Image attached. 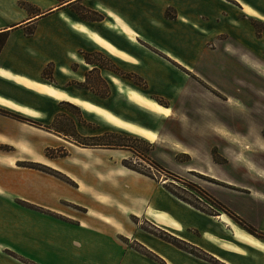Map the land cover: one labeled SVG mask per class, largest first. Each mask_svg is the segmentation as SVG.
I'll return each instance as SVG.
<instances>
[{"label": "rangeland", "instance_id": "rangeland-1", "mask_svg": "<svg viewBox=\"0 0 264 264\" xmlns=\"http://www.w3.org/2000/svg\"><path fill=\"white\" fill-rule=\"evenodd\" d=\"M30 2L0 0V26L12 25L25 15L37 13L52 0ZM250 3L255 14H244L250 24L242 25L239 31L244 36L251 33L253 39L259 38L253 48L244 47L235 35L226 32L218 36L216 43L205 44L199 62L193 66L176 62L156 64L165 77L151 79L103 49L76 50L73 33L69 29L51 28L58 21L50 22L52 16L44 17L39 36L28 46L11 42L1 53V64L35 77L37 82L59 87L69 96L90 101L118 117L124 126L72 101L67 104L63 102L67 100L0 76L1 96L37 112L31 116L0 104V180L9 176L15 179L9 165L64 179L51 167V161L63 159L65 165L77 160L94 164L97 152L80 151L109 148L115 150L117 160L155 178L199 214L217 216L225 212L237 225L247 231L248 227L255 229L256 234L249 232L264 239L259 226L264 220V0ZM83 16L89 20L103 17L94 11H84ZM37 28L38 25L25 27L20 38L34 35ZM76 29L81 30V26ZM147 66L154 69V63ZM171 68L178 73L174 75ZM130 91L170 108L171 114L159 113L130 98ZM139 129L157 133L156 140H148ZM109 142L117 144H102ZM134 221L144 230L193 254L195 257L187 254L193 258L225 264L204 249L208 246L230 260L239 256L246 263L259 260L264 264V252L235 240L227 224L226 229L220 227L221 221L220 226H215L218 237H229L243 253L222 251L215 244L210 246L207 239L199 237V231H194V238L204 247L179 242L171 233L173 230L147 219L134 218ZM131 245L158 260L137 243Z\"/></svg>", "mask_w": 264, "mask_h": 264}, {"label": "crops", "instance_id": "crops-1", "mask_svg": "<svg viewBox=\"0 0 264 264\" xmlns=\"http://www.w3.org/2000/svg\"><path fill=\"white\" fill-rule=\"evenodd\" d=\"M248 5L253 8L250 0H52L37 13L25 15L12 25L0 26V31H11L2 52L11 42L28 46L39 36L45 24L41 20L52 16L50 22L58 23L51 28L69 29L76 50L103 49L128 62L146 79L164 78L162 68L156 64L176 62L193 66L199 62L204 46L211 45V41L216 43L220 34L230 32L244 47L253 48L259 38L253 39L251 33L244 36L239 31L242 25L250 24L244 14H255L254 10L247 12ZM84 11H94L103 17L89 20L83 16ZM33 25H38L34 35L21 39L23 29ZM77 25L85 26L89 32L76 29ZM92 33L104 37L120 54L95 41ZM152 63L154 69L149 70L151 65H147ZM0 69L4 70L0 76L19 84L25 85L16 77L49 85L12 71L1 61ZM170 71L178 73L176 69ZM92 151L98 153L94 164L77 160L80 163L77 167V162L65 165L63 159L51 161V167L64 179L47 172L8 166L16 177L0 180V264H212L193 258V254L144 230L134 218L173 230L171 233L181 242L206 246L194 238V231H199V237L207 239L208 245L243 253L229 237H218L215 232V226L222 224L220 227L226 229L227 224L235 240L264 252V239L237 225L225 212L217 216L199 214L155 178L117 160L115 150L80 152ZM259 226L264 231V220ZM132 242L156 255L158 260L137 250ZM207 247L204 249L225 264H262L259 260L246 263L239 256L230 260Z\"/></svg>", "mask_w": 264, "mask_h": 264}, {"label": "bare ground", "instance_id": "bare-ground-1", "mask_svg": "<svg viewBox=\"0 0 264 264\" xmlns=\"http://www.w3.org/2000/svg\"><path fill=\"white\" fill-rule=\"evenodd\" d=\"M249 6V5H248ZM246 6V10L247 12H251L253 13V9L250 8V6L248 7ZM81 29L84 31H87L88 29L85 28V26H81ZM92 38L97 41L98 43L102 44L103 46H105L107 49L111 50L113 53L115 54H120V52L116 49V47H114L110 42H108L104 37H102L101 35L97 34V33H92ZM4 70L0 69V73L3 72ZM17 80L21 83H24L25 85H27L30 88H33L35 90H38L40 92H43L47 95H51L57 98H60L62 100H69L74 102L75 104L81 106L82 108L86 109V110H91V111H95L99 114H103L106 116V118L119 125V126H124V123H122V121L118 118L115 117L114 115H112L111 113L105 111L104 109L94 105L93 103H91L88 100H83L82 98L79 97H72L69 96L68 94H66L64 91L59 90L55 87L49 86V85H45V84H39V83H35V82H31L29 80L23 79L21 77H16ZM141 95V94H140ZM139 94H135V93H131L129 94L130 98H133L137 101H141L144 102L146 105L150 106L153 110L158 111L159 113H163L167 116H169L171 114V109L168 107H164L161 104H159L158 102L155 101H148V100H144ZM0 104H4L7 106H11L13 108H16L20 111L26 112L31 116L36 115L37 112H34L33 110L24 107L22 105H19L11 100L5 99L3 97H0ZM161 109H163L164 111H161ZM127 124V123H126ZM139 132L148 140L150 141H155L157 138V133L148 130V129H139Z\"/></svg>", "mask_w": 264, "mask_h": 264}, {"label": "trees", "instance_id": "trees-1", "mask_svg": "<svg viewBox=\"0 0 264 264\" xmlns=\"http://www.w3.org/2000/svg\"><path fill=\"white\" fill-rule=\"evenodd\" d=\"M8 36H9V30L0 31V54H1L3 48H4L5 44H6ZM63 102H65L67 104H71V102H68V101H63ZM102 144H108L110 146V145H115L117 143L109 142V143H102ZM228 213H230V212L228 211ZM247 229L249 231H251L252 233H255V234L257 233L255 229H252V228H249V227ZM175 240H177V239H175ZM179 242H181V241H179Z\"/></svg>", "mask_w": 264, "mask_h": 264}, {"label": "snow or ice", "instance_id": "snow-or-ice-1", "mask_svg": "<svg viewBox=\"0 0 264 264\" xmlns=\"http://www.w3.org/2000/svg\"><path fill=\"white\" fill-rule=\"evenodd\" d=\"M161 111H164L163 109H161Z\"/></svg>", "mask_w": 264, "mask_h": 264}]
</instances>
